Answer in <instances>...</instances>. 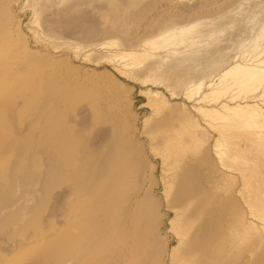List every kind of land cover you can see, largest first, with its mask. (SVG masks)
Segmentation results:
<instances>
[{
  "label": "rangeland",
  "instance_id": "rangeland-1",
  "mask_svg": "<svg viewBox=\"0 0 264 264\" xmlns=\"http://www.w3.org/2000/svg\"><path fill=\"white\" fill-rule=\"evenodd\" d=\"M217 49L232 59L189 98V75H177L174 66L198 51L201 66L211 68ZM258 60H264V0H142L132 6L0 0V264H181L184 242L171 229L178 216L166 206L163 157L151 142L165 153L164 138L178 131L176 116L184 107L219 160L214 142L222 135L198 109L226 117L235 111L223 104L264 111V95L230 100L227 93L215 103L201 98L233 85L221 77L231 67ZM255 120L264 124L262 113ZM239 131L230 146L244 152L250 172L264 167V144L253 142L261 131ZM182 136L180 143H189V135ZM66 140L98 146L93 186L97 193L103 187V200L121 176L115 150L129 145L141 152L138 187L120 219L113 221L111 210L99 215L96 204L93 212L86 193L69 190L74 174L63 165ZM226 170L236 177L238 194L239 171ZM147 192L158 200L159 214L149 249L136 243L132 223ZM248 221L264 227L251 216Z\"/></svg>",
  "mask_w": 264,
  "mask_h": 264
},
{
  "label": "bare ground",
  "instance_id": "bare-ground-1",
  "mask_svg": "<svg viewBox=\"0 0 264 264\" xmlns=\"http://www.w3.org/2000/svg\"><path fill=\"white\" fill-rule=\"evenodd\" d=\"M32 1L39 3L40 0ZM90 1L132 6L142 0ZM36 14H38L37 11ZM239 30H243V27L239 26ZM247 37L244 33V38L247 39ZM218 51L219 60H212L211 63L216 62V64L211 68L208 65L201 66V57L196 55L198 51L188 52L190 56L174 66L177 75H189L188 83L192 85L187 94L189 98L205 89L207 82L212 80L210 79L212 73L232 59L230 55L226 56L225 49ZM220 58L224 59L220 60ZM195 70V74H192ZM221 77L231 79L233 85L216 88L209 95H203L201 99L215 103L227 93L230 100L264 95V90L261 95L256 94L258 87L264 85V60H258L255 66L236 64ZM232 91L234 92L230 94ZM159 108L160 105L157 103L156 110H160ZM238 108H240L239 105L228 107L223 104L225 111H235L233 117H226L225 114L216 110L198 109L209 125L222 135L214 142V149L219 160L210 155L211 147L208 141L202 138L203 136L197 135L198 121L184 107L178 109L176 116L179 124L178 131L175 129L176 133L168 134L164 138L165 153L160 154L158 145H155L153 140L151 142V150L163 157L162 163L167 178L164 181L166 206L173 209L178 216L177 221L172 223L171 229L184 242L183 249L179 253L182 259L181 264H264V227L248 221V216H251L264 224V167L260 163V166L250 172L248 165L242 163L246 158L244 152L237 150L235 144L230 146L231 141L236 142L234 140L239 135L238 131L245 128H257L261 131L258 136L255 135L253 142L264 144V135H261L264 124L255 122L256 117L261 113L264 116V111L253 109L251 106ZM222 119L226 120L223 124L213 122ZM233 130H238L235 135L228 134ZM182 133L189 135V143H180L183 139ZM225 143L228 151L224 146ZM63 144L67 150L63 165L70 174H74L71 177L74 179L69 183V190H75V192L80 190L86 193L89 198L87 199L88 207L92 208L93 212L95 211L93 204H96L99 215L108 214L111 210V219L113 221L120 219L130 195L138 187L136 178H139L142 172L139 164L142 158L141 152L131 150L129 145L115 150L113 157L120 163L121 176L114 193L103 200L100 197L103 187L100 186L97 193L93 186L97 173L96 167L101 157L100 154L95 155L98 146L89 143L74 146L70 140L64 141ZM220 165L226 169L232 168L239 171H237L240 174L238 194L235 193L236 182L231 179L236 177L229 174L226 169L222 171L223 168ZM108 174L109 172L104 173L100 177H108ZM149 190L152 192L153 187H149ZM84 209L87 211L86 207ZM90 223L91 221L87 219L82 225L87 228ZM132 223L136 233V243L142 241L145 242L146 249L151 248L159 223V214L158 200L154 199L149 192L144 199L140 200L137 212L132 217ZM51 249L49 247L45 252L49 253Z\"/></svg>",
  "mask_w": 264,
  "mask_h": 264
}]
</instances>
